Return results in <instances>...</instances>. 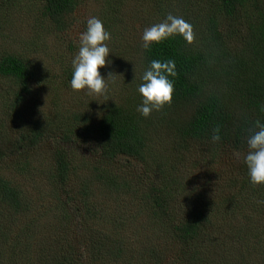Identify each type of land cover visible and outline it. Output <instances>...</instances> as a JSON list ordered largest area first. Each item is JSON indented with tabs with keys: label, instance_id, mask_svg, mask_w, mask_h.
<instances>
[{
	"label": "trees",
	"instance_id": "obj_1",
	"mask_svg": "<svg viewBox=\"0 0 264 264\" xmlns=\"http://www.w3.org/2000/svg\"><path fill=\"white\" fill-rule=\"evenodd\" d=\"M39 1L48 35L77 40L82 0ZM151 1L150 17H136L139 30L171 12L194 26L195 40L176 36L145 51L142 39L130 38L126 47L125 0H101L98 17L112 33L104 70L133 58L108 101H59L69 67L48 81L60 109L23 115L48 69L0 49V77L12 81L5 109L30 116L0 138V264H264V185L250 183L242 162L248 130L264 121V0ZM10 3L21 0H0V13ZM151 59H174L178 75L172 103L144 118L137 87ZM217 126L221 140L213 143ZM87 142L88 155L77 161L73 148ZM25 154L32 155L15 168L33 183V171L44 178L46 197L34 186L36 202L2 166Z\"/></svg>",
	"mask_w": 264,
	"mask_h": 264
},
{
	"label": "rangeland",
	"instance_id": "obj_2",
	"mask_svg": "<svg viewBox=\"0 0 264 264\" xmlns=\"http://www.w3.org/2000/svg\"><path fill=\"white\" fill-rule=\"evenodd\" d=\"M100 1L101 0H82L80 14H86L84 16V19H82L83 21L85 20V23L87 22V19L92 16L98 17L100 10ZM125 3L130 11L128 12V15L123 14L121 16L125 24H122L124 28H122V30L125 32V36L128 39L124 38L122 40V43L127 47L130 38H132L134 42L141 40L143 31L138 29L139 25H137L136 17H138V19L139 16H145L149 18V13H151V9H153V2L151 0H125ZM10 4L12 5V7L10 9L8 8L9 10L4 9L5 14L4 12L0 13V49L8 48L13 52L15 51L22 55H29L30 58L41 62L48 69L47 79L39 84H36L33 87V93L28 98L27 104H25V106L23 107L22 114L25 115L24 111L27 109H29V115H41L43 111L48 110H52L51 113H53V110L55 108L60 109V106L56 107L54 104L55 96H53L52 94L54 90H52V86H50V84L48 85V81L55 80L57 77H60L65 69L71 67L72 58L77 53L79 48V34L86 30V27H84L85 23L80 24L79 28H76L72 32L78 38L77 40H70V38H72L70 37V35L65 37V39L63 40L56 35H48L47 31L42 28L41 16L39 12V0H21V4L14 6L12 3ZM155 20L154 22L150 21L149 23L144 24L147 26H151L154 23H158L155 22ZM2 27H4L3 30ZM71 41L72 44L76 45L73 50L69 49ZM119 43L121 44V41H119ZM121 47L122 46L120 45V48ZM129 50H131V48H129ZM132 59L130 60V57L128 56V54H126L125 61L120 65V67H126L125 64L128 63V61L133 62ZM116 66V68H112L110 71L101 69V72L104 75H107L108 72H118V74H120V67L118 64H116ZM115 76L119 77L118 79L121 81L120 75ZM11 82L12 81L8 78L0 77V138H2V135L8 136L9 138L11 132H17L18 130H21L23 128L24 124L27 125L28 123H30L28 121V118L30 116L26 115L27 119L23 120V115H19L18 113L15 115L10 113L9 111L7 112L5 109L6 102L9 98L8 91H10ZM61 83H63V81ZM58 96L59 101H65L66 105H68V103H70L71 101L76 103V100H78V103L81 104V101H84V99H86L87 97H94V95L86 94L83 90L78 92L73 91L70 87V84L65 88V90L60 91V93H58ZM88 143L89 142L83 144L84 146L81 147L79 145L78 149H76L75 147L73 148V152L77 157V161L82 159L83 154L88 155V151L90 150V146H88ZM53 148L54 147L51 148L50 146V151ZM82 148H85L86 150H83ZM31 155L32 154H25L20 157H14L13 159H7L6 163L2 166H7L4 169V174L22 185L24 190L29 195H31L33 200L36 202L38 196L34 186H41L44 191L40 196L42 198L46 197L44 189V178L39 180L38 175L33 171L32 175L37 179V182L33 183L34 180H31L27 176L21 174L22 170L15 168L17 163H24L27 157ZM38 160L39 158L34 159V161ZM39 163L40 162L35 163L34 165H38ZM189 167L191 166L189 165ZM46 200L47 198H45L44 204L47 201H50ZM254 214L255 215L253 216L258 215L256 213ZM252 218L253 219L251 221L256 224L258 222V219L254 217ZM147 221L150 222L149 220H146L145 224L147 223ZM140 246L141 245H138V243H136V245L134 246L135 252H133V247L130 246V249H132V251H129L128 256L131 254L132 256H134V253L137 254Z\"/></svg>",
	"mask_w": 264,
	"mask_h": 264
},
{
	"label": "clouds",
	"instance_id": "obj_3",
	"mask_svg": "<svg viewBox=\"0 0 264 264\" xmlns=\"http://www.w3.org/2000/svg\"><path fill=\"white\" fill-rule=\"evenodd\" d=\"M182 37L188 44L195 40L194 26L183 16L169 12L163 20L145 27L142 34V48L150 51L153 45ZM112 33L105 27L103 20L97 16L87 19L86 30L79 34V48L71 61L72 75L70 87L73 91H85L88 95L103 97L109 100L110 83L115 82V72L102 74L101 69L112 64L109 42ZM178 75L174 59H151L140 75L137 91L141 97L136 111L144 118L153 112H160L173 101L175 91L174 78ZM135 78V77H134ZM133 78V79H134ZM261 111H264L262 106ZM246 138L247 151L242 156V162L247 168L250 183L264 185V121L256 120ZM221 140L220 127L213 129L211 141ZM241 159L240 152H234ZM264 204V201H258Z\"/></svg>",
	"mask_w": 264,
	"mask_h": 264
}]
</instances>
